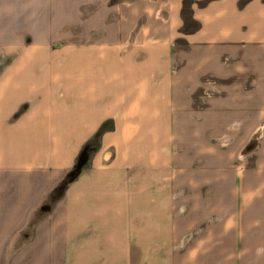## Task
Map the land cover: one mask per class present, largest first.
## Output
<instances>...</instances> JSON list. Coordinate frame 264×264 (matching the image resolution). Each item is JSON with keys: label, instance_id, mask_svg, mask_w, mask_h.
Returning <instances> with one entry per match:
<instances>
[{"label": "crops", "instance_id": "0c3cea01", "mask_svg": "<svg viewBox=\"0 0 264 264\" xmlns=\"http://www.w3.org/2000/svg\"><path fill=\"white\" fill-rule=\"evenodd\" d=\"M232 50L235 86L208 99ZM262 53L264 0H0V264H264V164L194 148L264 120Z\"/></svg>", "mask_w": 264, "mask_h": 264}, {"label": "rangeland", "instance_id": "374dc122", "mask_svg": "<svg viewBox=\"0 0 264 264\" xmlns=\"http://www.w3.org/2000/svg\"><path fill=\"white\" fill-rule=\"evenodd\" d=\"M193 27V26H192ZM75 32V31H74ZM76 36V35H75ZM78 39L72 38L69 40H65L62 42L63 45H70V44H76ZM183 48L188 50V45L186 42L181 43ZM59 45V44H58ZM193 47V46H192ZM193 49V48H192ZM198 51V50H197ZM200 51V50H199ZM201 53V52H200ZM243 54H245L243 51H226L224 53V63L225 70H228L229 76L232 78L230 81H223L222 78L224 77V73H211L209 78V84L210 86L205 90V93L209 96L208 99H212L213 96H217L221 93V91L224 88H221V85H225L228 83H232L235 86V82L237 80V71H236V63L238 62L239 58L243 57ZM186 57H181V64H183L184 59ZM261 64H264V53L261 54ZM224 69V68H223ZM263 69V67H262ZM264 74L263 71L261 73ZM229 95H234L235 93V87L229 88ZM225 94V93H224ZM201 104V105H200ZM201 108H212V104H206V102L200 103ZM216 106V105H214ZM262 106V113L264 112V104ZM232 128V129H231ZM232 130L231 132L238 131L237 123L235 122L232 127H230ZM188 138V136H181L180 137V145L177 147V150H180V152L183 150V143ZM192 139V137H190ZM208 138V137H207ZM217 141L212 142L215 145H218L221 150V154L215 153L213 151L208 152H198L201 148L198 145H194V148L197 151V155L200 154L201 156L197 159V162H204L207 160H216L220 159V157L223 159L225 156H228L229 160V168L231 171V174L237 173V176H247V174L254 172L256 168L258 167V164L263 165L264 164V120L261 121L260 125L254 129L252 134L250 135H235V134H228V135H222L218 138H216ZM192 142V141H191ZM190 142V143H191ZM183 145H182V144ZM192 146V143H191ZM192 177V173L190 175ZM232 176V175H231ZM75 181V180H74ZM73 181V182H74ZM72 183V182H71ZM189 197L187 200H184L185 202H182L180 206H178V209H174L176 212L175 218L178 222L179 227H192L189 226V224H192V191L189 193ZM183 195V194H182ZM227 202L222 200L221 207L224 208L226 206ZM228 207L230 208L233 206L231 201H228ZM260 212V220H261V227H264V210L259 211ZM222 216H209L207 217V223L202 225V227H212L216 226L221 223ZM161 228V227H160ZM164 251L165 254L168 255L172 248H170L169 240H171V235L169 233V227H164ZM159 235V236H158ZM140 233L135 234V238H139ZM149 239H162L161 233L159 232L157 234V227H150L149 231ZM185 240L192 239V233L188 234L185 238ZM134 256H139V250L134 248Z\"/></svg>", "mask_w": 264, "mask_h": 264}, {"label": "trees", "instance_id": "16d2710c", "mask_svg": "<svg viewBox=\"0 0 264 264\" xmlns=\"http://www.w3.org/2000/svg\"><path fill=\"white\" fill-rule=\"evenodd\" d=\"M92 145V143H89L88 144V149H89V147ZM86 156V155H85ZM87 157V156H86ZM86 158H84V159H82V162L78 165V166H76V168L69 174V176H68V178H67V180L60 186V187H58L57 189H56V191L54 192V195H53V198H55L56 197V195H59V196H61L63 193H64V191H65V189L67 188V186L69 185V184H71V182H73L79 175H80V173L82 172V163H83V161L85 160Z\"/></svg>", "mask_w": 264, "mask_h": 264}]
</instances>
